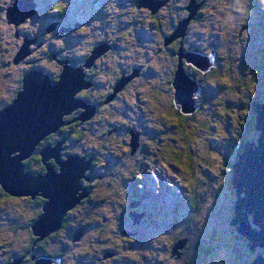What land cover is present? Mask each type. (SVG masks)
Returning <instances> with one entry per match:
<instances>
[{
	"label": "trees",
	"instance_id": "1",
	"mask_svg": "<svg viewBox=\"0 0 264 264\" xmlns=\"http://www.w3.org/2000/svg\"><path fill=\"white\" fill-rule=\"evenodd\" d=\"M15 1L16 0H10V3H8V0H0V6H2L0 7V85L5 84L7 86V83L11 85L6 100H3L2 104H0V108L2 109L7 106H4L5 102L11 104L14 98H16L17 94L22 90L23 80L30 71L31 66L34 65L31 63V65L24 68V66L20 64H23V61H25L26 58L25 60H22L21 63L19 62L20 60H17V56L23 48V43L26 42V40H28L29 36L31 35L27 33V31L23 32L22 29H25L24 25L34 18H41L42 22L44 24L46 23L47 26H44V28L46 27L44 30L46 32L43 34L44 40L46 41V39H56L61 42L60 45H55L52 42L48 46L45 45L39 50V58L42 59L45 66L48 65L49 67L53 68V65H58L61 68L59 74L51 77L53 84L59 80V75H61L63 71V65L60 63L63 61L61 57H65L67 53L64 50L65 44H62L63 37H60L59 35L58 37L55 35L52 29L55 28L57 24L62 26V24L64 25L66 23L72 22L65 20V17L67 16H65L62 7H55L53 10L56 12V14L54 15L39 14L36 6L46 3L48 0H33L35 3V13L31 17L25 18L24 21L18 25V27L16 24L10 22L8 18L9 8L13 6ZM137 1L138 0H134L136 7ZM170 1L171 0L168 2L169 5L171 4ZM178 1L180 5L177 7V10L172 15V17H167L165 24L160 23L159 19L157 18L158 10L153 13L151 9L143 7L145 8L146 16L152 18V21L158 30V36L160 39L158 51H162V54L169 56L172 62L168 69L166 68L168 76L166 81V88L168 92L167 105L166 107H164V105H158L164 109L160 112L157 111L162 119V122L159 124L160 127H158V129H152L154 133L159 135L154 137H145L143 135V129L140 127L139 129H135V127L131 128L133 129L131 131L135 135H138L137 141L139 143V147L142 144L141 141L143 140L146 141L147 144L153 145L152 147L146 145V148L150 151L151 157L149 154L143 155L144 151L140 153V150L136 151L130 146L131 137L133 135H131L129 130L126 128H130L131 125L133 126L134 121L131 120L129 122L124 116V112L121 111L123 109L120 106L123 105L122 101H114L113 105H111V110H107L105 117L100 116L98 119L99 122L96 121L95 123L97 124L95 125L88 124L92 117L85 121L81 120L80 115L84 109L82 107L76 108L69 115H65L63 117V121L67 122V124L59 127L58 131L46 135L44 139L38 143L33 154L28 159L23 161L24 170L33 175H43L46 173V165L54 164L55 166L52 165L54 166V170L58 171L59 169L54 158H49L46 160V162H44L41 152L44 148H54L59 142H62L61 147H63L64 144H66V139H61L58 135V132L64 131L63 137H66L70 140H68L67 143L69 148L65 149V152L63 150V152L68 153L69 156L78 155L80 157H84L87 160L91 159L90 167L92 168L93 172L91 179L89 181L85 180V178L80 179L81 185L86 187L88 190L87 196L83 197L80 202L71 209L70 212L65 214L64 218L66 220L61 222V225L57 230L51 232L45 237H41L40 235H36L34 233L33 225L39 215L42 214V206L46 200L40 195H25L23 198H19L20 196H11L5 192L0 185V229L7 230L14 237V239H12L13 241L9 243V245H11L10 249L7 251L6 255L3 257L2 263L0 264H8L14 259H19V264H37L40 260H46L50 263L51 260L49 259L54 257H63L67 260V258H69L67 254H70L71 249L66 247V250H63L65 245H63L59 239L61 237L68 239L71 236L72 238L74 237L73 239L76 242L77 239H79V242H84L87 240V229H89L88 231L91 232L89 233L88 238L93 237L97 242H101L100 237L102 233L107 230V227L114 231L113 227L111 226H113L115 223H112L110 220H108L105 215L100 216L99 211L92 213L91 216L84 215L82 219H80L81 216L77 218L76 214L78 215L79 210L86 212L89 207H102L103 203H106L103 198L109 196L110 192H112L114 195L115 193L119 194V196L113 195L118 199L116 202V205L118 206L117 208L120 209V207H123L124 204H130L132 202L131 200H136L141 204H147V206L150 208L151 206L154 207L157 212L162 214V218L156 222H146V224L141 226H135L131 224L132 227L129 230L122 229L120 231L121 235L118 236V238L114 237V233H110L107 236L109 240L107 244H113L111 245V250L107 248L104 249L101 251L102 253L99 254L100 257L97 259L96 257H92L91 260L84 262V264H88L92 261V264H101L102 261L100 263V260H104V258L107 256L111 257L113 260L112 263L119 264H123L126 260H128V264H251L254 258L259 255L264 258L263 247H256L253 252L249 249H244L249 240L236 232L235 227L231 225L232 218L235 215V201L238 198L236 189L231 183L233 163L237 161L238 155L242 152L245 143L248 141L245 139L243 141H241V139L238 141L236 150L232 154L233 162L227 166L228 170L222 168L225 171L219 170L220 173L216 172V180H213L212 182L208 181L204 188H199V180L204 178L205 173L198 174V176L195 174V171L198 168L197 162L201 164L202 161L200 160L201 158L197 159V152L192 147V143L189 140L191 133H189V124L191 120L195 119L194 117L198 113L199 108L202 107V102L206 100L203 98L202 102H200L201 93L199 91L202 88V79L206 76H211V78L213 76H218L220 74V68L223 69L224 65L221 62H217L215 60V49L210 53H203L201 50L187 45L186 41L188 40L185 39L188 32L187 29L183 36H177L173 38L175 29L177 28L179 22L189 15L187 7L190 5V3L195 2L197 5V10L190 23H198L205 19L204 14L205 11L209 9L208 5L210 4V0ZM164 7L165 4L161 5L158 9L162 10ZM126 24L127 25L125 26H119V24L114 23V28L112 30H107V34H101L100 38L87 39L90 45L85 56V63L92 57L93 51L95 48H97L93 45L96 44V39H99L98 42L101 43L100 45L107 46V50L100 52L95 59L96 61L94 60L95 62L93 61V63L98 66V63L100 62L101 64H99V66L104 68L106 64L105 61L110 59L108 55H111L110 53H112L110 51L111 49H109V46L107 45V42H110L108 44L114 46L118 50L119 46L117 45L116 41L121 39V37H134V34H136L134 29L130 27L129 24L131 23L129 20L126 21ZM50 25L52 28L48 30ZM245 25H241L238 35L246 32V28L248 26ZM32 30L34 29L32 28ZM3 34L6 35L5 38L1 37ZM37 34L38 33H35V37ZM9 38L12 39L10 40L12 42L10 43L11 45H9ZM169 38H171V40L166 44V39ZM238 41L240 42V40ZM5 44L8 46H4ZM55 46L61 57L57 56L56 58V56L52 54V49ZM192 48H194V51ZM5 52H7L6 57H2V54H5ZM187 52L201 53L202 55L206 56L209 66L205 70L198 68L193 63L189 62L186 57L182 56ZM101 59L105 61H101ZM180 64L183 72L190 78V80H193L197 83V90L191 92V95L189 93H185V96L180 94V91L175 86L176 76L178 70L180 69ZM12 66L17 68L14 67L12 70ZM113 66V76L116 75V77L112 84L110 83L109 85L108 82L105 83L104 89H107V91H96L102 99H104L105 96L103 93L116 92L115 89L117 88V84L123 81L126 77L131 76V74L126 76V74H124L122 71L124 67H119L116 61L113 62ZM90 67L83 65V72L87 73ZM131 67V65L126 67V72L128 71V73H131ZM93 70L96 72H101L106 77V81H109L110 78L113 77L112 75H108V71L105 69L100 71V69L94 68ZM55 72L56 70H54V73ZM145 74L152 75V73L142 69L133 79H135L137 83H145L146 77L143 78ZM254 75L256 74L254 73ZM131 79L123 84L121 90L126 87ZM116 81L117 83L115 84ZM156 85L162 84L157 83ZM151 91L154 90L152 89ZM187 94L191 96L190 98L193 101L191 107L185 106V103L182 102L186 99ZM87 99L85 100V103L90 105V103H92L93 97L88 96ZM142 108L146 107L143 106ZM147 109L151 111L150 108ZM251 109L253 111L252 105ZM106 119L107 121H105ZM106 122L108 123L106 124ZM93 126H96L97 128L91 129ZM116 127H122L121 129L124 130V134L121 135L119 133L116 134L113 132V128ZM99 129H101L100 135H103V141L100 142L99 140L96 145H93L92 151L88 152L87 154L82 151V147L80 148L81 151H78L77 143H83L86 139L89 140L87 131L97 132ZM237 137L234 139L237 140ZM163 138H168V142L162 143L161 140H163ZM112 140H115V143L119 148L113 146L111 151L108 152L114 159L116 158L118 161L116 162L113 159L112 161L115 162L113 163V168L103 173V169L107 168L108 162L103 158L101 152L104 150V148H107V150L110 149L109 146L111 145L110 142ZM72 141L76 142L74 149L73 146L75 143ZM70 142L72 143V149L69 146ZM146 142L144 143L146 144ZM120 150L121 153L127 158L121 157L122 154L119 155L120 157L117 156ZM63 152H60L61 157L66 159L68 156L64 155ZM90 154L92 156H90ZM138 155H141L142 159L146 160L147 165L149 166L154 164V161L161 162L168 168V173L177 176L181 180L184 193L186 194L185 200L188 202L189 208L191 209V211L187 212V214L181 216L182 219L187 221L184 228L179 225L178 218L174 219L172 215H170L169 218H164L163 215L166 213L163 212V206H157V204L150 199L151 193L148 191H143L140 194L136 188L132 187V184L136 183L135 180L140 179L139 177H141V168L143 165H146V163H142L141 159L138 160ZM63 158L61 159L64 160ZM88 171L85 173L87 176H89ZM182 171L184 172V178L179 176L181 175L179 172ZM222 172H224L227 178V185L224 187L227 189L230 188V198L232 199H230L228 202L230 208L224 204V207L226 206L225 210L228 211L230 209L229 211H231L226 223L224 221L222 223V220L218 219V215L221 213L220 206L222 203L219 202L217 197L221 196V187L219 184L221 180L223 181ZM123 181H129L130 186L127 185L124 188ZM115 189L118 191H115ZM215 190H218L216 199L209 197L211 196V193L213 194L212 197L214 196ZM240 196H243V194ZM98 198H101V200L97 201ZM14 200H20L24 206V209L26 208V210H24L22 213H19L18 215L14 213L13 209L10 208L12 204L11 202ZM207 210H210L211 212L207 213ZM102 214L105 213L102 212ZM211 215L213 216V220L212 223L209 224L210 227H208L205 224L206 222L204 218H211ZM10 216L13 217V219H10ZM248 221L252 225L251 216L249 217ZM98 225L100 228L97 229L96 227ZM252 227L255 228L254 225H252ZM204 229H207V231ZM65 230H67L68 233L65 234ZM111 236L112 238H110ZM137 244L138 246L141 245L143 248L140 250L134 249L133 247ZM145 246L150 247V249H144ZM241 248L242 252H240ZM67 262H69L68 264H79L78 261L73 259H68ZM67 262H65V264H67Z\"/></svg>",
	"mask_w": 264,
	"mask_h": 264
},
{
	"label": "rangeland",
	"instance_id": "2",
	"mask_svg": "<svg viewBox=\"0 0 264 264\" xmlns=\"http://www.w3.org/2000/svg\"><path fill=\"white\" fill-rule=\"evenodd\" d=\"M168 2L169 0L166 1L165 7L162 10L158 9V15L156 14L160 23L165 24L167 17H172L177 7L180 5L178 0H171L170 5ZM209 2V9H207L204 14L205 19L203 18L204 20L198 23L189 22L187 25L188 32L185 38L188 40L186 41L187 45L199 49L203 53H210L215 49V60L224 65L223 69L220 68V74L218 76H213L212 78L211 76H206L202 79V88L199 91L201 93L200 102H202L203 98L206 100L202 102V107L199 108L198 113L194 117L195 119L191 120L189 124V133L191 132L189 140L192 143V147L197 152V159L201 158L200 160L202 161L201 164L197 162L198 168L196 167L195 174L198 176V174L205 173L204 175L206 176H204L202 180H199V188H204L208 181L212 182L216 180V172L220 173L219 170H223L222 168L228 170L227 166L233 162L232 154L236 150V146L240 139L241 141L244 139L247 141H254L258 138L259 131L254 128L255 114L251 109V105L257 101L264 103V0H210ZM8 3H10V0H8ZM36 7L38 13L41 15H54L56 12L53 9L55 7H62L65 16H67L65 20L75 23H82V21L86 22V24H80V28L82 27L83 29H66L67 31H61V33H63L62 36L64 35L62 44L68 41L67 37L69 35L74 39L73 41H78L82 35L83 40L86 42L89 38H100L101 34L105 35L107 34V30H112L114 28V23L119 24V26H125L127 25L126 21L129 20L131 23L129 25L134 29L136 34H134V37H121V39L116 41L119 46V58H117V61L119 64H129L128 66L133 65L136 67L142 65V68L152 73V75H142L143 78L146 77V82H134L132 87L120 97V101L123 103V105H120L123 109L121 111L124 112V116L129 122L131 120L134 121L133 126H130L132 128L135 127V129H139L140 127L146 131H153L160 127L159 124L162 122V119L157 111L160 112L164 109L158 105H164V107L167 105V69L172 62L169 56L158 51V45L160 43L158 30L152 18L146 16L145 8H137L134 0H48L46 3ZM245 24L248 26L246 32L238 35L241 25ZM26 25L27 27H24L25 29L22 30L23 32L27 31V33L31 34L28 40L33 42L27 43L26 45L25 42L23 43L22 47L25 45V48L23 49L21 47V53L23 51L24 56L19 62L21 63L25 58L26 60L20 65L26 68L33 63L31 62L32 60L36 59L34 63L45 66L42 59L39 58V50L52 42L55 45H60L61 42L56 39H49L50 41L46 39L45 42L41 41V43L36 42L37 39L35 38L37 37H35V33L44 31L47 27L46 23L44 24L41 18H34ZM44 26L46 27L44 28ZM32 28L35 31L32 30ZM1 37L5 38L6 35L3 34ZM10 40L12 39L9 38V45L12 43ZM238 40H240V42ZM33 43L39 45L36 46ZM70 45L72 46L70 49L72 48L75 51L74 53H86V44L82 43L80 46L77 45V43L70 42ZM4 46L8 45L5 44ZM2 55V57H6L7 52ZM14 67L15 66H12L11 69L13 70ZM44 69H47V67H44ZM254 73L256 75H254ZM157 83L165 87L156 85ZM10 86L9 83H7V86L5 84L0 85V104H2L3 100H6ZM186 88H189V86ZM152 89L154 91H151ZM143 106L146 108H142ZM147 108H150L151 111ZM98 119H96V121H98ZM105 121H107V119ZM107 123L108 122H106V124ZM94 128L97 127L93 126L91 129ZM101 129L97 132L87 131L89 140L86 139L83 143L78 142L77 150L81 151L80 148L82 147V151L85 152V154L92 151L93 145H96L99 140L100 142L103 141V135H100ZM143 135L145 137H154L159 134L144 133ZM235 137H237V140L234 139ZM72 142L75 143L73 146L74 149L76 142ZM144 142L146 141H141L142 144L139 147L140 153L144 151L143 155L149 154L151 157L150 151L146 148V145L149 147L153 145L147 144V142L145 144ZM161 142H168V138H163ZM69 146L72 149L71 142ZM109 147L110 149L107 150V148H104L101 153L103 158H106V161L111 163L113 162V157L108 151H111L112 145ZM121 154L120 150L117 156ZM121 157L127 158L123 154ZM137 158L138 160L141 159L142 163H146V165L142 164L141 177H139L140 179L143 178V180H136V183L132 184V187L136 188L140 194L143 191L142 187H144V191L151 193L150 199L155 202L157 206H163V212L166 213L163 215L164 218H169L170 215H172L174 219L178 218L179 225L184 228L187 221L182 219L181 216L187 214L191 209L189 208L188 202L185 200L186 194L184 193L181 180L177 176L168 173V168L161 162L154 161V164L149 166L146 160L142 159L141 155H138ZM114 160L116 162L118 161L116 158ZM113 166V164H109L108 168H102L104 170L103 173L108 169H112ZM179 173H181L179 176L184 178V172L182 171ZM222 174L223 181L221 180L219 184L221 187V196L217 197L218 190H215L214 196L212 197L213 194L210 192L211 196L209 197L214 199L217 197L219 202L222 203L220 206L221 213L218 215V219L222 220V223L223 221L226 223L231 211H229L230 209L228 211L225 210L226 206L224 207V204L230 208L228 202L231 199V191L230 188L227 189L224 187L227 185V178L224 172H222ZM123 182L124 188L127 185L130 186L129 181ZM115 191L118 190L115 189ZM113 195L114 194L110 192L109 196L103 198L106 203H103L102 207H89L86 212L79 210L76 217L78 218L81 216L80 219H82L84 215L91 216L92 213L99 211L100 216L105 215L108 220L115 223L111 226L114 231L107 227V230L103 232L100 237L101 242H97L93 237L88 238L89 233H91L88 231L89 229H87L86 232L87 240L84 242H79V239H77L76 242L73 239L74 237L72 238L71 236L68 239L61 237L59 241L61 240L63 245L71 249L70 254H67L69 257L67 260L73 259L78 261L79 264H84V262L91 260L92 257H96L97 259L100 257L99 254L102 253L101 251L106 248L110 249L111 245H113L112 243L107 244L109 242L107 236L110 233H114V237L118 238V236L121 235L120 231L122 229L129 230L132 227L131 224L137 225L139 219L136 216L130 219L128 216L129 204H124L120 209L117 208L116 202L118 199L114 196H119V194L115 193V195ZM23 197L24 195H21L19 198ZM100 200L101 198H98L97 201ZM11 203L10 208H12L17 215L26 210L20 200H14ZM140 207L142 210L147 211L149 215H151L152 209L156 210L152 206L151 209L144 203L140 204ZM70 211L71 209L68 212ZM102 212L105 214H102ZM208 212L210 213L211 211L207 210V213ZM156 215L158 218L162 216L160 212L155 213L151 215L149 221L156 219ZM212 215L211 218H204L205 224L208 227H210L209 224L212 223ZM10 219H13V217L10 216ZM96 228L98 229L100 226L98 225ZM204 230L207 231V229ZM64 233L66 234L68 231L65 230ZM110 238H112V236ZM12 239H14L13 235L5 229H0V263H2L3 257L10 249L11 245H9V243L13 241ZM133 248L140 250L143 247L137 244ZM144 249L149 250L150 247L145 246ZM244 249L253 251L255 248H253L252 243L249 241ZM240 252H242V248ZM112 261L111 257L107 256L104 260H100V263L119 264L112 263ZM68 263L69 262H67V264ZM123 264H128V260Z\"/></svg>",
	"mask_w": 264,
	"mask_h": 264
},
{
	"label": "water",
	"instance_id": "3",
	"mask_svg": "<svg viewBox=\"0 0 264 264\" xmlns=\"http://www.w3.org/2000/svg\"><path fill=\"white\" fill-rule=\"evenodd\" d=\"M166 1L138 0L137 7H145L155 13ZM187 9L189 15L179 22L173 38L185 34L187 25L197 10L196 3H190ZM34 13L33 0H16L9 8L8 18L10 22L18 26ZM51 28L50 25L48 30ZM170 40L171 38L167 39V42ZM31 42L33 41L26 40L25 45ZM104 50H107L105 45L95 48L85 66L90 67L99 53ZM23 56V51L22 53L20 51L17 60H21ZM182 56L202 70L209 66L207 57L201 53L187 52ZM61 64L63 71L59 75V80L53 84L47 74L37 69L30 70L23 80L22 90L11 104L5 106L3 112H0V185L11 196L40 195L46 200L42 206V214L33 225L34 233L41 237L57 230L65 214L87 196L88 190L81 185L80 179L90 180L85 173L89 170L91 159L73 155L62 160L60 154L62 142L54 148H44L41 152L44 162L54 158L58 171H55L54 166L51 165H46V173L43 175H33L24 170L23 161L33 154L38 143L46 135L58 131L59 127L67 124L63 121L65 115L82 107L84 109L80 118L85 121L95 112L93 106L75 97L81 89L89 86V83L84 80L82 68L69 66L67 61ZM179 67L175 86L180 94L191 95V92L197 90V83L191 81L183 72L181 64ZM137 75V71L134 70L131 76L117 84L115 90H121L125 82ZM189 94L182 102L185 106L191 107L193 101ZM252 107L255 114L254 128L259 131V136L255 141L245 143L237 161L233 163L231 183L236 189L238 198L235 201V215L231 225L235 227L236 232L252 243L253 248H264V103L257 101L252 104ZM31 115L33 124L25 130L23 128L17 130L18 120ZM137 138V134L132 137L133 143L137 141ZM241 194L243 196H240ZM135 216L138 219L140 217L132 214V218ZM250 216L255 228L248 221ZM43 261L46 260H40L37 264H43ZM19 263V259H14L8 264ZM251 264H264V258L259 255Z\"/></svg>",
	"mask_w": 264,
	"mask_h": 264
},
{
	"label": "flooded vegetation",
	"instance_id": "4",
	"mask_svg": "<svg viewBox=\"0 0 264 264\" xmlns=\"http://www.w3.org/2000/svg\"><path fill=\"white\" fill-rule=\"evenodd\" d=\"M159 12V11H158ZM157 12V13H158ZM84 21H87V20H84ZM80 24H86V22H83L82 21V23H80V22H77V23H75V22H70V23H66V24H62V26H60L59 24H57L56 25V27L54 28V29H52V30H54L53 32L55 33V35H59L60 37H63L62 36V34L63 33H61V31H65L66 29H68V30H72V29H83L82 27L80 28ZM67 31V30H66ZM44 32H46V31H43V32H41L40 31V33H38V35H36V39H37V43L38 42H40L41 43V41L43 42H45V40H44V38H43V34H44ZM69 33H71V32H69ZM58 36V37H59ZM66 36V35H65ZM88 36V35H87ZM89 37V36H88ZM95 39V38H94ZM67 42L65 43V45H68V46H65L64 47V50L66 51V56L65 57H61L60 56V54H59V52L56 50V46L55 47H53V49H52V54L54 55V56H56V58H57V56H60L61 57V59L63 60V61H67V63H68V65L69 66H72V67H74V68H82V66L83 65H85L84 63H85V56H86V53L88 52V49H89V42L87 41H85V40H83V35L82 36H80V39L78 40V41H73L74 39L69 35L68 37H67ZM98 40L99 39H96V44L95 45H93L94 47L96 46V47H98V46H100V42H98ZM70 42H74V43H77V45H82V43L83 44H86L87 45V50H86V53L85 54H78V53H74L75 51L71 48L70 49V47H72L71 45H70ZM37 43H35L36 45H39V44H37ZM104 43V42H103ZM108 43H110V42H107V45L109 46V49H111L110 51L112 52V53H110L111 55H108L109 57H110V59H107L106 61L105 60H102L101 59V61H105V67L104 68H101V66H99V64H101L100 62L98 63V66L97 65H95V63H93L92 65H91V67L88 69V72L87 73H84V80L86 81V82H88L89 83V86L88 87H86V88H83V89H81L76 95H75V97H77V99L79 98V99H81L82 101H84L85 102V100L87 99V97L88 96H92L93 97V99H92V103H90V105L91 106H93V108H94V114H93V116H92V119L90 120V122L88 123V124H93V125H95V124H97V123H95L96 122V119H98L100 116H102V117H105V115L107 114V110H111V105H113V103H114V101H120V97L121 96H123L124 95V93L129 89V88H131L132 87V85H133V83L134 82H136L135 81V79H132L127 85H126V87L125 88H123L122 90H120V91H114V93H110V92H105V93H103V94H105V96H104V99H102V98H100L101 96L96 92V91H98V92H104V91H107V89L105 90L104 88H105V83L106 82H108V84L110 85V83L112 84V82H113V80L115 79V77H116V75L115 76H113L114 74H113V72H114V66H113V62H117V64H118V66L120 67L121 65V67H124L123 69H122V71L124 72V74H126V76H128V75H130V74H132V72L134 71V70H136L137 71V73L138 72H140L143 68H142V65H138V66H133V65H131L132 67V71H131V73L129 72L128 73V71L126 72V67H128V65L129 64H127V65H123V63H121V64H119V62L117 61V58H119V51L114 47V46H112V45H109ZM168 42H167V39H166V44H167ZM160 50V49H159ZM193 51H194V49H193ZM162 52V51H161ZM63 61H61V62H63ZM96 61V60H95ZM94 61V62H95ZM32 62L34 63V62H36V59H34V60H32ZM60 62V63H61ZM32 63V64H33ZM81 66V67H80ZM44 67H47V69H44ZM96 68V69H100V71L102 70H106V71H108V75H112L113 77H111L110 78V80L109 81H106V77L101 73V72H96L95 70H93L94 68ZM23 68V67H22ZM93 68V69H92ZM32 69H37V70H40L43 74H47L49 77H50V79H51V77H54V76H56L57 74H59V72H60V70H61V68L57 65V66H54L53 65V68H50L48 65H46V66H42V65H40L39 63H34V65L33 66H31V69L30 70H32ZM54 70H56V72L54 73ZM145 75H147V76H150L149 74H145ZM144 75V76H145ZM125 76V75H124ZM117 83V81L115 82V84ZM102 95V94H101ZM103 97V96H102ZM106 98V99H105ZM88 100V99H87ZM103 100V101H102ZM105 100V101H104ZM5 105H8V102H5L4 103V106ZM125 106V105H124ZM100 114H103V115H100ZM99 122V121H98ZM122 128V127H121ZM120 127H116V128H113V132H115L116 134H124V130L123 129H121ZM132 127H130V128H126V129H128L129 130V133L131 134V135H135L131 130H133V129H131ZM63 132L64 131H60V132H58V135L60 136V138L61 139H66L65 140V142H66V144H64V146L63 147H61V151L63 152V150H64V152H65V149H67V148H69L68 146H67V143H68V140H70V139H67L66 137H63ZM143 133H147V134H150V133H154L153 131H149V130H143ZM132 136V137H133ZM132 137H131V142H130V146L131 147H133V149H135L136 151L139 149V143H138V141H136V142H134L133 143V141H132ZM110 144L112 145V147L114 146V147H117V148H119L117 145H116V143H115V140H112L111 142H110ZM134 150V151H135ZM140 150V149H139ZM60 151V152H61ZM135 151V152H136ZM63 152V154L64 155H66V156H69L68 155V153H64ZM85 156H89V155H85ZM90 156H92L91 154H90ZM61 158H63V157H61ZM64 159V158H63ZM114 159V158H113ZM112 159V160H113ZM105 160H106V158H105ZM109 164L110 165H112L113 164V162H111V163H108V166H109ZM231 164V163H230ZM52 165H54V164H52ZM51 165V166H52ZM55 166V165H54ZM108 166H107V168H108ZM91 170V171H90ZM109 170H111V169H108L107 171H109ZM92 168L91 167H89V171H88V174H89V179H91V176H92ZM136 180H143V178H141V179H136ZM135 180V181H136ZM143 182V181H142ZM143 188V191H144V187H142ZM142 191V192H143ZM132 202L129 204V210H128V216L130 217V219L132 218V214H136V215H138V216H140L139 217V220H138V223H137V225H135V226H141V225H144V224H146V222L148 223L149 222V218L151 217V215H153V214H155V213H158L156 210H153L152 209V212H151V215H149L148 214V212L147 211H144V210H142L141 209V207H140V202L139 201H136V200H131ZM140 203V204H139ZM130 205H133V207H130ZM138 205V206H137ZM135 211V212H134ZM155 212V213H154ZM162 218V216H160L159 218L157 217L156 219H153V222H156L157 220H160ZM66 219L64 218L63 219V222L65 221ZM63 250H66V246H64V248H63ZM63 257H54V258H50L49 260H51L50 261V263H49V261H44V262H47V263H44L43 262V264H65V262H67L68 260H66V259H62ZM93 262V261H92ZM92 262H90V263H88V264H92ZM86 264V263H85Z\"/></svg>",
	"mask_w": 264,
	"mask_h": 264
},
{
	"label": "bare ground",
	"instance_id": "5",
	"mask_svg": "<svg viewBox=\"0 0 264 264\" xmlns=\"http://www.w3.org/2000/svg\"><path fill=\"white\" fill-rule=\"evenodd\" d=\"M30 118V119H29ZM32 115L29 117H25L22 119H19L18 122L16 123V125H18L17 130L23 128V130H25L28 126L32 125Z\"/></svg>",
	"mask_w": 264,
	"mask_h": 264
},
{
	"label": "snow or ice",
	"instance_id": "6",
	"mask_svg": "<svg viewBox=\"0 0 264 264\" xmlns=\"http://www.w3.org/2000/svg\"><path fill=\"white\" fill-rule=\"evenodd\" d=\"M0 7H2V6H0ZM24 27H27V25H24ZM0 112H3V109L2 108H0Z\"/></svg>",
	"mask_w": 264,
	"mask_h": 264
}]
</instances>
